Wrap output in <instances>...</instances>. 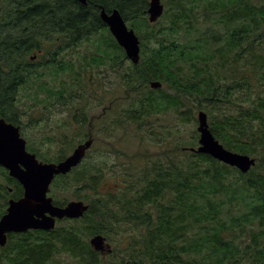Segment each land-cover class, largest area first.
Instances as JSON below:
<instances>
[{"label":"trees","instance_id":"obj_1","mask_svg":"<svg viewBox=\"0 0 264 264\" xmlns=\"http://www.w3.org/2000/svg\"><path fill=\"white\" fill-rule=\"evenodd\" d=\"M170 2L151 23L150 0H0V117L23 132L22 90H35L34 99L47 93L40 99L44 106L66 101L65 89H53L43 80L45 71L35 66L56 75L72 69L63 53L97 38L101 57L93 54L85 61L109 63L122 74L124 97L133 99L124 110L117 104V116L108 117L111 128L133 125L135 136L144 140L176 138L174 155L165 151L148 163L123 166L120 173L103 157L85 163L88 151L80 165L54 179L51 189L60 206L72 199L61 196L75 191L77 200L89 204L85 215L59 220L49 231L10 233L0 246V264H264V0ZM115 8L140 39L137 64L100 16L102 9ZM202 19L213 24L200 27ZM44 45L48 57L38 64L31 53ZM153 80L162 86L152 88ZM200 110L207 112L211 131L226 148L257 159L251 170L243 173L185 149L198 146ZM170 114L197 126L190 141L179 128L157 126L160 117ZM74 121L86 128L78 143L90 135L98 142L91 131L95 121L85 110L77 111ZM51 143L28 141L27 146L43 161L58 162L69 154L62 149L50 154L49 148L60 145ZM0 171L12 187L1 217L7 198L19 199L23 188L4 167ZM109 178L116 183L107 189ZM96 234L105 235L116 249L103 256L89 242Z\"/></svg>","mask_w":264,"mask_h":264},{"label":"rangeland","instance_id":"obj_2","mask_svg":"<svg viewBox=\"0 0 264 264\" xmlns=\"http://www.w3.org/2000/svg\"><path fill=\"white\" fill-rule=\"evenodd\" d=\"M170 1L171 0H163L165 11L167 10V4L170 6L172 5ZM212 24L213 20L210 19L205 21L202 19L198 25L200 27H208ZM98 38L102 37L99 36ZM98 45L101 47L102 43L100 39L98 40L95 38L91 41L82 42L76 48L67 49L61 57H63L64 61L71 63L72 69L68 67L65 71L59 70L57 75L52 74L51 69L45 70L46 67L44 66H35L38 72L45 71L46 74L43 80L50 83L53 89H65L64 91L67 99L64 102L47 103L46 107L40 102V99L44 100L47 97V93H43L40 97L38 96L37 99H34L35 95L33 92L35 90H22L20 94L22 98L21 107L23 110L25 109L27 111L22 118V122L25 125L23 130L27 137L25 135H23V137L28 140L30 139L33 144L40 142L47 144L48 139H50V141L53 142L50 146H54L55 141L61 144L64 137H69L65 151L69 152L74 148L71 147V145L73 144L75 146L78 141L81 140L84 131H86V128L84 127L83 129L80 122L77 121L76 123L74 121V116L77 111L83 112L85 110L90 121H95V123L92 124L93 127L91 131L98 137V142L89 150V155L85 163L90 162L91 165H93L95 162H98V158L103 157L106 164L113 165L112 167L116 170V173H120L123 166H139L141 163H148L150 159L157 158L158 156L164 157L166 155L163 154L165 151H168L169 155H174V140L176 138H169V141L144 140L141 138L140 134L135 136L133 128L135 131L136 128L133 125L129 126L127 129L113 130L111 128L108 117L117 116L116 113H119L121 107L117 104L123 105L121 109L124 110L129 107V103L133 99L124 97L123 94L125 90L119 83V80H122V74L117 73L109 63L95 65L91 63L92 59L89 60L90 63L85 61L93 54L100 56L101 52L98 49L96 50ZM31 55H37L33 61L41 64L48 57V49H46L44 45V48L34 50ZM105 59L106 61L109 60L107 57H105L104 60ZM80 62L83 63V65H79ZM73 78L79 80V83H75ZM30 93H32V95H29ZM118 96H123L124 99ZM114 101H116V105H114ZM47 108L50 110H47ZM103 118L104 124H99V121ZM28 124L32 125L28 127ZM157 126H160L161 129L165 131L167 127H170L172 130L179 128L182 137L187 141L192 139L194 136L193 130L197 127L195 124L185 125L180 123L172 114L160 117ZM22 134L24 133L22 132ZM78 135H81V137H78ZM178 142H181L180 139ZM55 148L56 146H54L53 149L49 148L48 152L50 154L54 153ZM3 180L4 176L0 171V182ZM115 183V179L109 178L104 187L107 189L108 187H114ZM74 193L76 192L74 191ZM73 194L67 193L65 195L66 197L62 195L61 198H72L71 200H77ZM90 198L91 196H87L86 201H89ZM243 238L246 240V236ZM109 242L115 250V244L111 241Z\"/></svg>","mask_w":264,"mask_h":264},{"label":"water","instance_id":"obj_3","mask_svg":"<svg viewBox=\"0 0 264 264\" xmlns=\"http://www.w3.org/2000/svg\"><path fill=\"white\" fill-rule=\"evenodd\" d=\"M80 1L87 3V0ZM164 12L165 5L162 0H150L147 14L151 23L157 22ZM100 16L118 44L124 48L127 57L137 64L141 58V45L134 28L129 27L117 8L111 12L102 9ZM150 86L157 89L162 83L153 80ZM198 120V146L185 149L209 154L243 173L256 165L255 157L228 149L215 137L210 129L207 112L200 110ZM93 143L94 138L91 135L64 159L58 162L43 161L27 150V140L21 134V126L0 117V166L8 170L9 175L17 179L24 188L23 197L10 199L6 213L0 218V246L6 245L10 233H23L31 229L49 231L56 227L58 220L78 219L85 215L89 205L83 200H71L60 206L54 203V198L49 193L54 179L77 167ZM90 243L95 250L104 254L112 251L111 244L102 234L91 237Z\"/></svg>","mask_w":264,"mask_h":264},{"label":"flooded vegetation","instance_id":"obj_4","mask_svg":"<svg viewBox=\"0 0 264 264\" xmlns=\"http://www.w3.org/2000/svg\"><path fill=\"white\" fill-rule=\"evenodd\" d=\"M38 55V54H37ZM37 55H33L31 58L34 60L36 57H37ZM23 132H24V130H23ZM25 133V132H24ZM25 136H26V134H25ZM27 137V136H26ZM26 139V138H25ZM27 140V143H28V141H30V139L28 140V139H26ZM31 142V141H30ZM32 143V142H31ZM67 144H68V141H63V143L62 144H60L59 145V147L58 148H55L54 149V152H59V150H61V152H65L66 151V148H67ZM79 144V143H78ZM77 144V145H78ZM95 143H93V145H94ZM77 145H75L74 146V148L77 146ZM92 145V146H93ZM73 148V149H74ZM53 149V148H52ZM73 149L71 150V151H69L68 153H71L72 151H73ZM27 150L29 151V152H32V151H30L29 149H28V146H27ZM32 153H35V152H32ZM36 154V153H35ZM37 155V154H36ZM37 157H38V155H37ZM39 158V157H38ZM40 159V158H39ZM41 160V159H40ZM9 173V172H8ZM2 175L4 176V180L3 181H1L0 182V208H2V207H4V204H5V197L7 196V192L8 191H11L12 190V187L10 186V182H6V177H5V175L2 173ZM21 184V183H20ZM53 184V183H52ZM1 186H4V188H3V190H1ZM21 186H22V188H23V185L21 184ZM51 189H52V185H51V188H50V195L52 196V194H51ZM7 191V192H6ZM23 195H24V188H23ZM23 195L21 196V197H23ZM20 197V198H21ZM10 199H15V198H12V197H8L7 198V202H8V206H9V200ZM8 206H6L5 207V212L2 214V216L6 213V211H7V208H8ZM1 216V217H2ZM0 217V218H1Z\"/></svg>","mask_w":264,"mask_h":264}]
</instances>
